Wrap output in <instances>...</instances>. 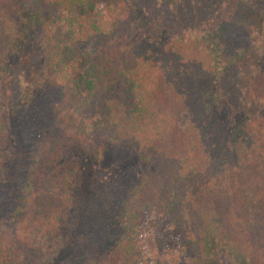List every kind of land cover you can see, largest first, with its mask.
Listing matches in <instances>:
<instances>
[{
  "label": "trees",
  "instance_id": "obj_1",
  "mask_svg": "<svg viewBox=\"0 0 264 264\" xmlns=\"http://www.w3.org/2000/svg\"><path fill=\"white\" fill-rule=\"evenodd\" d=\"M207 25L157 40L129 0H0V77L36 33L58 92L57 131L31 148L15 222L0 227V264L54 254L77 200L74 144L128 148L143 168L118 242L82 264H139L141 230L184 264H264V40L241 85V56L224 60L230 40ZM4 117L0 100V180L14 157Z\"/></svg>",
  "mask_w": 264,
  "mask_h": 264
},
{
  "label": "rangeland",
  "instance_id": "obj_2",
  "mask_svg": "<svg viewBox=\"0 0 264 264\" xmlns=\"http://www.w3.org/2000/svg\"><path fill=\"white\" fill-rule=\"evenodd\" d=\"M129 1L137 12L141 32L157 40L183 36L182 30L190 24L202 26V31L203 23L208 24L207 30L218 27L219 36L230 40L223 59L226 60L228 54L241 56L240 68L236 63L239 74L234 83L242 85L244 74L261 64V61L257 63V44L264 40V5L261 3L252 7L241 0H210L206 5L202 0ZM39 44V36L30 35L8 60L0 77V100L14 151L12 162L0 180L1 228L11 227L15 222L14 213L19 206L17 193L27 172L31 148L42 135L57 131L54 104L58 92L41 80ZM73 146L68 156L77 163V200L63 225L60 244L42 264H82L88 257L112 249L122 232L119 219L122 205L143 170L135 153L128 148ZM146 218L151 221L152 214ZM147 232H137L138 247L143 254L139 264L185 263L182 251L168 247L157 249ZM35 259L33 264H41L42 258L36 256Z\"/></svg>",
  "mask_w": 264,
  "mask_h": 264
}]
</instances>
